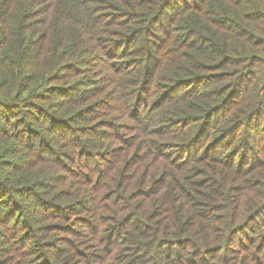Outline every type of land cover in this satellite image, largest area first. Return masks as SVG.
I'll list each match as a JSON object with an SVG mask.
<instances>
[{"label": "trees", "instance_id": "1", "mask_svg": "<svg viewBox=\"0 0 264 264\" xmlns=\"http://www.w3.org/2000/svg\"><path fill=\"white\" fill-rule=\"evenodd\" d=\"M0 264H264V0H0Z\"/></svg>", "mask_w": 264, "mask_h": 264}]
</instances>
